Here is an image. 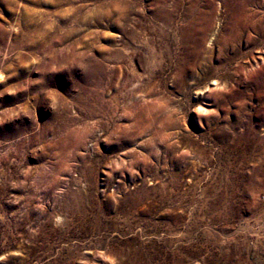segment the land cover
Returning <instances> with one entry per match:
<instances>
[{"label":"rangeland","instance_id":"374dc122","mask_svg":"<svg viewBox=\"0 0 264 264\" xmlns=\"http://www.w3.org/2000/svg\"><path fill=\"white\" fill-rule=\"evenodd\" d=\"M0 264H264V0H0Z\"/></svg>","mask_w":264,"mask_h":264}]
</instances>
